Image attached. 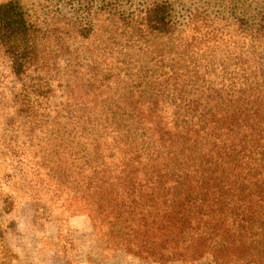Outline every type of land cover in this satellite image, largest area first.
<instances>
[{
	"label": "trees",
	"instance_id": "trees-1",
	"mask_svg": "<svg viewBox=\"0 0 264 264\" xmlns=\"http://www.w3.org/2000/svg\"><path fill=\"white\" fill-rule=\"evenodd\" d=\"M93 1L112 27L142 45L184 25L169 0L136 9L131 0H77L80 19L64 37L95 34ZM214 1L235 20L258 61L236 57V71L221 63L200 73L193 38L178 40L182 51L150 73L138 68L131 75L120 63L130 82L105 100L103 83L120 75L107 62L114 49L79 58L22 0L0 3V49L19 83H10L14 114L0 137V155L16 159V172L2 178L27 192L35 213L42 209L45 216L47 205L85 212L107 245L153 262L264 264V4L250 0L239 10L244 0ZM69 52L74 64L67 62L61 74L56 59ZM83 58L85 75H92L88 85L68 69ZM59 96L65 101L57 102ZM19 118L31 136L39 129L45 146L39 150L47 151L39 161L21 159L32 145L17 141ZM0 197L8 213L11 195ZM16 259L0 221V264Z\"/></svg>",
	"mask_w": 264,
	"mask_h": 264
},
{
	"label": "rangeland",
	"instance_id": "rangeland-1",
	"mask_svg": "<svg viewBox=\"0 0 264 264\" xmlns=\"http://www.w3.org/2000/svg\"><path fill=\"white\" fill-rule=\"evenodd\" d=\"M7 1L0 0V3ZM151 1L154 0H131L130 4L136 9L139 5L146 2L150 3ZM169 1L183 15L184 25L182 24L180 32L177 31L173 36L153 38L151 43L146 45L132 42L128 37L126 38L121 33L122 27L118 26L117 29L112 27V23L108 22L106 16L99 10L100 4L98 1H93V6L89 13L92 24L97 30L88 40L64 37V34H61V32L69 30L75 19H80L77 12L74 11V9H79L77 0H22V3L26 9L35 14L39 22L60 31V37H63L61 41L66 43L68 49L75 56L78 55L79 58L86 55L99 56L101 53L97 50L104 47L115 50L112 52L113 54L107 57V62L113 65V74L116 71L120 75H117L116 78H114V75L110 81L103 83L105 85L103 87H107V90L101 89L103 92L100 99L103 100L115 97L126 86V83L130 82V77L125 75L122 70L119 71L124 63H126L131 75L136 73L138 68L150 73L151 70L156 68L158 61L167 63L168 59L173 56L174 51H182L180 46L182 43H179L178 40H182L185 43V41L193 38L194 43H192L197 47L195 48L196 54L193 52L194 60L195 62L197 61V64L202 65L200 73L205 72L204 67L206 66L211 68V65L208 64L218 65L221 63L228 64L229 71H236L234 67H231V60L236 57H242L250 62L258 61L259 53L252 54L250 52L248 42L243 38L244 34L241 33V30L235 24V20L231 19L225 11L219 8L218 3L214 0ZM248 1L250 0L239 1V3L231 1V3L233 5L238 3L236 7L240 10L245 9ZM254 1L264 4V0H252V2ZM191 17H193V21L189 22ZM113 32L114 34H112ZM109 35H112V38H109ZM259 52L260 54L263 53ZM75 56H72L70 52L69 54L58 56L56 63L61 68L59 71L61 74L68 63L74 64L73 57ZM86 58L81 59L80 63L82 64H80V67L74 66V68L70 67L68 69L80 72L81 82L88 85L92 75H85V66L83 67V65L89 64L88 61L84 60ZM252 64L254 68L258 67V62ZM105 68L106 65L102 63L100 71L107 72ZM7 70V59L0 49V137L3 134L2 130L5 128V121L14 114L13 99L9 91L10 85L19 84L10 77ZM70 77L73 79L74 74ZM108 89L111 92H108ZM60 101H65L63 96H59L57 99V102L60 103ZM61 106L64 105L62 104ZM17 120V123H19L16 124L18 126V131L16 132L17 141L25 144L30 142L32 145L30 153L26 154L24 152L21 159H24L25 164L39 161L40 156H46L47 154L46 149L39 150L40 147H45L39 141L42 138L38 133L39 129L34 128L35 134L33 133L31 136L23 127L24 125L27 126V123L25 124L26 120L22 118ZM61 123L66 128L69 126L64 121ZM28 126L30 125L28 124ZM46 128L50 129L52 125ZM7 133L8 135L13 134ZM1 156L0 195L4 193L10 194L12 205L8 213L3 212L2 197H0V221L6 241L17 258L13 264H182L178 261L159 263L140 259L126 253L124 249L107 245L105 238L94 230L93 223L85 212H76L65 207L56 208L51 205L48 207L47 205L48 214L44 216L42 209L35 213L27 192L12 187L14 180L6 182L2 178V174H13L16 172V159ZM26 160L30 162L28 163ZM195 264L205 263L197 262Z\"/></svg>",
	"mask_w": 264,
	"mask_h": 264
}]
</instances>
